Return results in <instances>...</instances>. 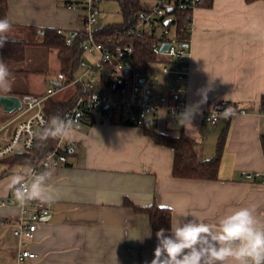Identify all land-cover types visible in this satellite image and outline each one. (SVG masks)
Masks as SVG:
<instances>
[{
  "label": "crops",
  "instance_id": "obj_1",
  "mask_svg": "<svg viewBox=\"0 0 264 264\" xmlns=\"http://www.w3.org/2000/svg\"><path fill=\"white\" fill-rule=\"evenodd\" d=\"M7 19L12 23L9 39L37 43L43 41L46 28L76 33L84 26L81 8L68 7L64 0H9ZM189 49L187 102L195 115L183 126L178 123L179 116L171 121L161 113L151 124L163 133L177 135L183 131L193 137L201 158L216 153L225 131L219 179L174 177L173 150L145 136L141 126L101 120L85 124L72 142L63 141L70 150L65 162L46 167L53 171L49 184L55 200L34 239L13 236L14 223L0 225V244H12L9 251L14 253L0 264H17L16 254L22 246L38 254L26 264H150L156 237L145 236L151 229L148 217L124 206L125 197L140 206L157 203L170 208L173 223L185 215L214 223L241 207L254 208L255 215L264 221V184L256 176L264 171V114L257 111L264 95L263 1H205L192 12ZM53 52L58 57L56 51L48 50L46 67L37 65L34 69H18L4 59L11 73L26 78L27 85L23 93L14 86L0 93L42 94L61 83L57 79L61 60ZM53 62H58L59 68L55 77L53 73L49 76ZM159 75L161 80L172 82L162 65ZM154 88L159 92L166 89ZM76 91L74 88L68 96L55 99L65 100ZM219 101L228 103L229 108H245L246 113L228 119L221 115L216 124H209L205 114ZM8 115L4 112L0 122H7L3 120ZM14 125L1 130L0 139L10 135ZM7 181H0V202L7 201L0 206V218H16L20 206L6 191Z\"/></svg>",
  "mask_w": 264,
  "mask_h": 264
},
{
  "label": "built area",
  "instance_id": "obj_2",
  "mask_svg": "<svg viewBox=\"0 0 264 264\" xmlns=\"http://www.w3.org/2000/svg\"><path fill=\"white\" fill-rule=\"evenodd\" d=\"M101 0H71L68 7H80L82 20L88 31V38L83 44V50L92 56L91 64L81 58L78 64V72L71 80H68L65 73L60 71L57 79L59 84H53L42 94L26 93L20 95L23 107L14 113L13 118L7 122H0V131L15 123L10 135L0 139V160L17 153L32 149L38 139L36 135L43 128V121L49 117L45 112V104L49 98L64 89L74 86L79 89L74 105L68 110L64 117L78 120L79 129L87 122L96 118H116L126 125L144 126L148 119H154L157 115L164 113L167 119L176 120L178 115L188 108L187 82L190 75L189 59L191 51L188 45L182 44L177 39L175 26H170L172 16L167 15L169 24L161 27L159 39L151 46V50L158 58H164L162 71L171 75L172 82L167 83L161 80L160 75H147V68L142 64L152 65L154 62H142L135 64L132 60L137 52L134 44H127L128 38H143L146 33L150 34L152 27L158 18L166 16L174 6L166 0H157V5L150 11L144 13L138 23L124 30H119L116 40L110 37L106 43L97 41L93 34L94 28L98 25V4ZM206 0H184L180 4L183 10H194L205 3ZM190 36L192 21L188 23L187 29ZM182 33L185 29H181ZM59 34L65 33L67 41L71 42L70 31L58 29ZM164 43L169 46L166 50L162 48ZM127 56L114 65L111 73L106 74L113 59L118 55ZM165 86V92L155 90V86ZM225 108H229L225 102H216L205 114L209 124H216ZM234 114L246 113L245 108H231ZM58 145L47 151L41 162L33 167L38 174L46 171V167H59L65 162L62 150L69 149V144ZM256 176L264 184V171H259ZM6 200H1L0 206H5ZM20 206V205H19ZM52 203L45 204L39 201H32L25 206H20V215L16 218H0V225L15 224L14 234L20 240H33L39 225L51 214ZM38 258V254L30 248L22 246L17 253V264H26L27 260Z\"/></svg>",
  "mask_w": 264,
  "mask_h": 264
},
{
  "label": "trees",
  "instance_id": "obj_3",
  "mask_svg": "<svg viewBox=\"0 0 264 264\" xmlns=\"http://www.w3.org/2000/svg\"><path fill=\"white\" fill-rule=\"evenodd\" d=\"M121 8V14L123 20L118 23H109L105 25H97L93 34L97 38V41L106 43L107 40L112 37L116 40V35L119 30L127 29L138 23L139 18L147 11L152 10L154 6L145 4L143 0H116ZM170 1L174 6L171 11L167 12L163 18H158L155 25L152 27L150 34L146 33L143 38H128L125 43L134 44L137 47V52L132 56V60L135 64H142V62H158L165 61L160 58L151 50V46L159 39H163L160 36L161 27L165 24V18L167 15L172 16V23L170 26L176 27L177 39L182 44H190V34L187 29L188 23L192 21L193 10L180 8L181 2L184 0H166ZM209 4L212 3V0ZM247 3H253L256 1L264 0H246ZM65 4H69L71 0H64ZM9 0H0V19L8 17ZM59 28H46L44 30V39L41 43L27 42L15 39H9V43L5 45L3 49H0V57L13 62H23L26 59V50L31 45H41L47 50L56 51L59 59L61 60V70L65 73L68 80H71L78 72V64L81 58L86 54L83 50V44L88 38V31L85 24L82 29L76 33L70 32L72 36L71 42L67 41L65 33L59 34ZM181 29H185L182 33ZM66 31V30H65ZM67 32V31H66ZM116 57L113 59L111 66L106 71L109 74L113 71L114 65L127 56ZM65 100H57L55 98H49L45 104V112L50 118L53 115H60L64 117L68 110L74 105L79 89ZM226 105H229L226 103ZM233 108H237L235 105ZM257 111L264 114V95L261 97L258 104ZM97 119L93 118L92 121L85 124H92ZM102 122L108 123H120L116 118H103ZM84 124V125H85ZM143 132L145 136L149 137L155 143L163 146H167L173 150V162H172V175L176 178L198 179V180H217L219 179V168L221 164L223 145L225 141L226 132L224 131L217 144L216 153L210 158H201L197 150L196 140L181 131L177 135L170 133H163L158 130L157 125L145 124ZM59 140L48 139L47 141H40L39 138L35 146L25 152H20L11 156L12 158H6L2 161H10V165L18 163L21 165L35 166L41 162L47 151L53 150L58 145ZM264 149V137L262 139ZM65 160L70 154V150H62ZM123 205L132 208L135 212L144 214L148 217L152 235L155 237L156 231L161 227L168 229L170 224L173 223V213L168 207L161 206L157 203H153L147 206H140L134 203L130 198L125 197L123 199Z\"/></svg>",
  "mask_w": 264,
  "mask_h": 264
},
{
  "label": "clouds",
  "instance_id": "obj_4",
  "mask_svg": "<svg viewBox=\"0 0 264 264\" xmlns=\"http://www.w3.org/2000/svg\"><path fill=\"white\" fill-rule=\"evenodd\" d=\"M12 23L0 19V49L8 44ZM12 73L0 57V92L12 87ZM234 114L225 108L224 119ZM195 112L186 108L178 116L180 125L190 124ZM43 128L36 133L40 141L48 139L72 142L77 136L79 122L76 119L53 115L43 121ZM53 171L36 173L32 168L21 169L8 178L6 191L21 207L32 201L51 204L55 193L49 181ZM151 238V229L145 235ZM156 246L150 264H264V221L256 215L254 208L241 207L206 223L197 218H185L161 227L155 233ZM148 264V262H146Z\"/></svg>",
  "mask_w": 264,
  "mask_h": 264
},
{
  "label": "rangeland",
  "instance_id": "obj_5",
  "mask_svg": "<svg viewBox=\"0 0 264 264\" xmlns=\"http://www.w3.org/2000/svg\"><path fill=\"white\" fill-rule=\"evenodd\" d=\"M145 4L148 5H155L157 3V0H143ZM98 13H97V17H98V25H105V24H109V23H118L121 22L123 20L122 18V14H121V8L118 4V2L116 0H101L100 3L98 4ZM47 49H45L44 47H28L26 50V57L28 56V58H26V62H13L12 61V65L17 67L18 69L23 68V67H27L26 69H34L37 68L38 66H45V59L44 57L47 55ZM54 56L56 59H58V57L56 56V53L53 52ZM82 59H84L88 64H91L92 62V56L88 53L84 54V56L82 57ZM38 65V66H37ZM161 61L158 62H154L152 65L150 64H142L141 66L143 68H147L148 73L147 75L151 76V75H155L157 74V76H159V74H161ZM42 68V67H40ZM58 62H53V71L49 72V76H51V74L53 73V77H55L57 75V71H58ZM12 86L17 87L20 93H23L25 91V86L27 85V79L24 78L23 76L17 75L16 74H12ZM49 83V81H48ZM74 86H70L68 88H66V90H64L62 93H59L57 95L54 96V98H59L62 96V94H64V97L68 96L71 91L74 89ZM4 116V112L0 111V116ZM14 116V114H9L7 117H5V119L3 121H8L10 120L12 117ZM7 158H12L7 157ZM6 159V158H5ZM3 160V159H2ZM0 160V181H2L1 183H4L5 181L8 180V178L10 177V175H12L14 172H18L20 171V169H25L27 170L29 168V166L27 165H21L18 163L12 164L10 165V161L5 160L2 161ZM12 235L16 237V235L14 234L13 230H12ZM17 238V237H16ZM10 245L12 244H0V261L1 260H6V259H10L11 256H14V253H10ZM19 245V244H16ZM8 248V253L6 251V249ZM21 248V247H20ZM17 255V254H16ZM17 258V257H16ZM2 262V261H1Z\"/></svg>",
  "mask_w": 264,
  "mask_h": 264
},
{
  "label": "water",
  "instance_id": "obj_6",
  "mask_svg": "<svg viewBox=\"0 0 264 264\" xmlns=\"http://www.w3.org/2000/svg\"><path fill=\"white\" fill-rule=\"evenodd\" d=\"M171 11V9H170ZM170 20L167 19L165 21V24H169ZM169 46L168 43H164L162 45V48L164 50L167 49V47ZM23 107L22 104V100L19 94H3L0 93V110H2L3 112L12 114L17 110H21ZM152 123V119H148L147 124H151ZM49 217H46L45 219H48Z\"/></svg>",
  "mask_w": 264,
  "mask_h": 264
}]
</instances>
